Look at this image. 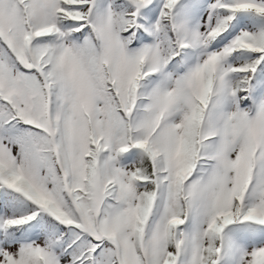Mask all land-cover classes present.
<instances>
[{"label":"snow or ice","instance_id":"6c2138e0","mask_svg":"<svg viewBox=\"0 0 264 264\" xmlns=\"http://www.w3.org/2000/svg\"><path fill=\"white\" fill-rule=\"evenodd\" d=\"M0 264H264V0H0Z\"/></svg>","mask_w":264,"mask_h":264}]
</instances>
